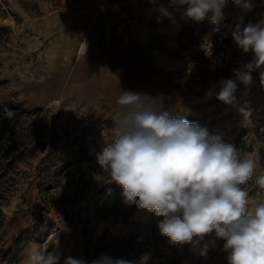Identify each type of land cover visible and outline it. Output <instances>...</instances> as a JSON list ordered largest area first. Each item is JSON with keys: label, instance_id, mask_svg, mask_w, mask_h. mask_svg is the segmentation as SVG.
I'll return each mask as SVG.
<instances>
[{"label": "rangeland", "instance_id": "374dc122", "mask_svg": "<svg viewBox=\"0 0 264 264\" xmlns=\"http://www.w3.org/2000/svg\"><path fill=\"white\" fill-rule=\"evenodd\" d=\"M187 7L0 0V264H24L33 243L55 251L59 264L105 253L129 261L150 253L148 264H227L225 241L214 233L196 247L170 243L158 228L164 217L126 204L97 162L111 143L102 130L124 114L121 91L145 93L234 144L240 158H255L256 175L242 187L253 201L264 199L255 183L264 172V91L238 89L231 105L206 98L231 78L225 68L187 72L180 38Z\"/></svg>", "mask_w": 264, "mask_h": 264}, {"label": "clouds", "instance_id": "9594fccd", "mask_svg": "<svg viewBox=\"0 0 264 264\" xmlns=\"http://www.w3.org/2000/svg\"><path fill=\"white\" fill-rule=\"evenodd\" d=\"M170 2L187 5L184 15L197 22L209 19L218 26L225 19L227 0ZM232 3L241 14L235 27L229 29L231 37L243 53L251 52L253 58L233 70L235 79L221 80L206 93V98L215 95L228 105L235 102L239 84L246 89L253 84L252 72L259 71L264 86V18L245 25L244 16L252 11L253 0ZM159 11L171 19L167 9L161 7ZM153 101L145 93L121 91L116 103L124 114L101 132L111 140L97 154L102 170L123 189L126 204L136 203L164 217L158 228L170 243L196 247L214 233L225 241L227 264H264V199L253 201L242 187L256 175L257 160L240 158L236 146L222 136ZM239 111L246 118L251 115L245 108ZM255 183L264 191V172L256 176ZM209 243L203 244L201 256L207 255ZM150 258V253H142L138 261H129L105 253L90 262L67 257L64 264H148ZM59 260L55 251L48 252L43 245L33 243L24 264H59Z\"/></svg>", "mask_w": 264, "mask_h": 264}, {"label": "built area", "instance_id": "2783aa9c", "mask_svg": "<svg viewBox=\"0 0 264 264\" xmlns=\"http://www.w3.org/2000/svg\"><path fill=\"white\" fill-rule=\"evenodd\" d=\"M236 8L232 0H227L223 9L225 19L221 24L214 25L209 19L197 22L189 18L188 26L183 28L182 52L188 73L204 69L209 72L221 71L229 62L245 64L252 60L251 52L243 53L233 41L230 28L235 27L236 17L229 11ZM211 16V13H209ZM218 27V31L214 28Z\"/></svg>", "mask_w": 264, "mask_h": 264}, {"label": "crops", "instance_id": "0c3cea01", "mask_svg": "<svg viewBox=\"0 0 264 264\" xmlns=\"http://www.w3.org/2000/svg\"><path fill=\"white\" fill-rule=\"evenodd\" d=\"M253 2H254V7L252 11L248 12L247 15L244 16L245 25L249 22L256 23L261 18H264V0H253ZM229 14L237 18L241 14V10L238 7H236L230 10ZM188 23H189V19H188ZM180 38H181V35H180ZM240 67H242V64L229 62L224 67L226 69L224 70V73H227L228 75H230L231 79H235L233 75V70L238 69ZM201 70H204V69H201ZM252 77H253V84L249 88L246 89L243 84H239L238 89L244 92H249V93H253V92L257 93V92L264 91V86H261L260 84L259 71L252 72Z\"/></svg>", "mask_w": 264, "mask_h": 264}, {"label": "bare ground", "instance_id": "6f19581e", "mask_svg": "<svg viewBox=\"0 0 264 264\" xmlns=\"http://www.w3.org/2000/svg\"><path fill=\"white\" fill-rule=\"evenodd\" d=\"M88 47V41H86L82 46V51H85Z\"/></svg>", "mask_w": 264, "mask_h": 264}]
</instances>
